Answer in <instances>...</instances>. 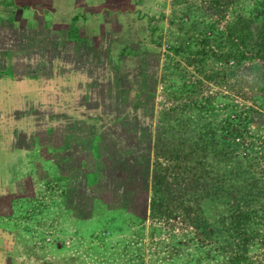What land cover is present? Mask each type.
I'll use <instances>...</instances> for the list:
<instances>
[{
    "label": "rangeland",
    "instance_id": "1",
    "mask_svg": "<svg viewBox=\"0 0 264 264\" xmlns=\"http://www.w3.org/2000/svg\"><path fill=\"white\" fill-rule=\"evenodd\" d=\"M68 1L0 0V264H264L256 1Z\"/></svg>",
    "mask_w": 264,
    "mask_h": 264
},
{
    "label": "trees",
    "instance_id": "2",
    "mask_svg": "<svg viewBox=\"0 0 264 264\" xmlns=\"http://www.w3.org/2000/svg\"><path fill=\"white\" fill-rule=\"evenodd\" d=\"M257 4V8H253L254 11H258L257 15H262L264 17V0H255ZM259 18V17H258ZM264 21V19H263ZM250 24L249 19H244L242 17H239L234 23L230 24L228 26V36L230 38V43L233 45V47H236L235 51H231V54H234V57L236 58L237 62L240 63L243 60L248 58V55L246 54V49L250 48L253 33L249 29V26L246 24ZM260 36L263 37V40L260 42H256L255 47L258 48V54H262V57H264V30L262 28ZM241 46H243L241 48ZM242 259L240 255L236 257V260ZM194 260V259H192ZM250 264V262L246 263Z\"/></svg>",
    "mask_w": 264,
    "mask_h": 264
},
{
    "label": "crops",
    "instance_id": "3",
    "mask_svg": "<svg viewBox=\"0 0 264 264\" xmlns=\"http://www.w3.org/2000/svg\"><path fill=\"white\" fill-rule=\"evenodd\" d=\"M68 2L71 3V0H69ZM87 2H88V0H86L84 3L82 2L80 4V10L82 11V13H87V9L92 11V4H87ZM72 4H74V6H75V1H72V3L70 4V8H72V6H71ZM53 7L55 8L56 6L53 5ZM74 19H75V17H74ZM15 36H17V34H15Z\"/></svg>",
    "mask_w": 264,
    "mask_h": 264
}]
</instances>
